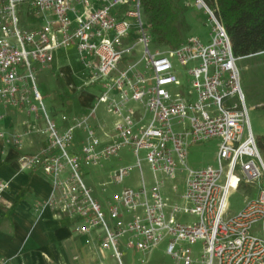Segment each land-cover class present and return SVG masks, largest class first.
<instances>
[{
  "label": "built area",
  "instance_id": "2783aa9c",
  "mask_svg": "<svg viewBox=\"0 0 264 264\" xmlns=\"http://www.w3.org/2000/svg\"><path fill=\"white\" fill-rule=\"evenodd\" d=\"M197 3L212 29L209 44L190 36L177 47L151 51L142 0H0V105L41 116L45 127L28 123V129L48 136L39 153L20 155L21 167L41 166L51 174V196L40 206L80 216L78 233L101 230V247L111 249L118 264H123L122 239L143 254L166 242L165 252L176 264H264V158L241 86L242 57L234 54L215 11L204 0ZM21 11L28 16L23 29ZM72 43L91 71L84 86L96 85L100 93L87 114L62 113L59 127L37 86L33 62L52 68L56 52ZM138 46L143 56L130 62L126 56ZM169 87L179 91L172 94ZM101 103L115 119L112 129L102 127L99 135L90 119ZM78 129L85 137L70 154ZM0 137L10 138L4 130ZM213 138L220 139L217 166L192 169L190 145ZM124 147L137 158L141 184L113 193L107 202L109 224L79 165H98ZM143 161L153 175L150 185ZM133 167L113 170L111 182L122 183ZM243 184L260 185L259 194L230 215L229 197ZM8 186L0 182V200ZM199 241L202 248L194 250ZM9 262L0 258V264Z\"/></svg>",
  "mask_w": 264,
  "mask_h": 264
},
{
  "label": "crops",
  "instance_id": "0c3cea01",
  "mask_svg": "<svg viewBox=\"0 0 264 264\" xmlns=\"http://www.w3.org/2000/svg\"><path fill=\"white\" fill-rule=\"evenodd\" d=\"M61 50L56 52L49 69L60 70L56 77L59 75L67 89L81 95L79 115L67 114L82 116L90 111L100 89L96 85L84 86L91 71L83 62V71L80 76V72L77 74L79 83L75 84L72 65L61 59ZM92 88L96 93L91 92ZM0 116V130L10 136L0 137V182L9 184L0 200V258L9 259L8 264H118L112 251L101 247L104 238L101 230L78 233L80 216L59 214L52 207L40 206L51 196L52 176L41 166L22 169L19 157L39 153L48 143L46 134L28 129V123L44 128L43 118L2 105ZM114 119L105 110L102 116L96 114L90 119V125L102 135V127L112 129ZM15 135L19 136L17 140L13 139Z\"/></svg>",
  "mask_w": 264,
  "mask_h": 264
},
{
  "label": "rangeland",
  "instance_id": "374dc122",
  "mask_svg": "<svg viewBox=\"0 0 264 264\" xmlns=\"http://www.w3.org/2000/svg\"><path fill=\"white\" fill-rule=\"evenodd\" d=\"M180 5L190 4L188 10L185 13L186 26H181L182 35L184 40L190 36H195L201 39L204 44H209L211 40V26L208 21V17L203 7H199L197 0H182ZM26 6L22 5L20 9L25 10ZM127 7L122 9L125 12ZM19 14V27L23 29L27 23V15ZM158 46L153 42L150 45L151 51H154ZM163 49L164 47H159ZM61 59L70 62L74 74V83L78 84L79 79L77 74L83 71V65L80 60V56L76 47V43H72L66 50H61ZM143 56V47L138 46L133 54L127 55L126 59L130 62H136ZM92 57V56H90ZM126 63L121 62L119 68L123 69ZM144 63L141 62L139 67L143 69ZM35 70V78L37 86L44 96V101L48 110V113L52 119L56 121L59 127L63 125L61 120L62 113H69L79 115L81 102L83 98L77 93V91L68 88L60 87L57 82L56 75L60 70L49 69L42 66L39 63L33 62ZM238 66L241 72V86L246 96V103L249 108V118L252 128V132L256 137L258 147L264 158V54L257 56L242 57L238 60ZM88 77L90 76L89 73ZM81 75L78 74V76ZM116 76L117 73L115 72ZM92 93L95 92V88ZM170 92L174 94L179 91L173 87H169ZM67 92L68 97L64 94ZM97 103V99L94 98L91 105L94 106ZM106 110L105 104L101 103L97 106L98 116H102ZM110 118V116H109ZM44 121V120H43ZM44 125L45 122H44ZM85 131L78 129L76 131V144L75 147L68 148L70 154L75 153V149H79V142L84 139ZM220 139L213 138L206 141H199L190 145L188 149V165L192 169L205 168L209 165L217 166L216 155L219 149ZM141 156L145 154V150L140 151ZM120 166H134L130 173L125 177L122 183L117 184L111 182L110 175L113 170ZM142 170L144 178L147 183L152 184L153 175L150 166L143 161ZM79 172L86 186L89 188L91 196L99 204H101L103 210L106 213V219L111 223L108 216L107 202L111 199L114 192H120L124 188L137 189L141 184V170L137 166V158L133 155V152L129 147H124L119 151L118 156H113L108 159H103L98 165H85L80 162ZM187 172L181 173V179L185 178ZM261 186L254 185H242L238 190L231 193L229 197V214L233 215L237 213L242 207L245 200L248 197H257ZM259 228V226H257ZM166 242L160 244L158 248H155L152 252L143 254L141 252H134L133 249L126 246L125 239L121 240L120 251L122 252L123 264H176L171 256L165 252ZM194 250H200L202 248V242L199 241L192 246ZM111 250V249H110ZM112 251V250H111ZM142 258H145L146 262L142 263ZM117 263V262H116ZM115 264V263H114Z\"/></svg>",
  "mask_w": 264,
  "mask_h": 264
},
{
  "label": "trees",
  "instance_id": "16d2710c",
  "mask_svg": "<svg viewBox=\"0 0 264 264\" xmlns=\"http://www.w3.org/2000/svg\"><path fill=\"white\" fill-rule=\"evenodd\" d=\"M182 0H142L143 15L151 26L153 43L158 47H177L184 37L185 13L190 4ZM223 22L236 56L264 54V0H204ZM58 85L67 90L58 75ZM68 97L67 92H64Z\"/></svg>",
  "mask_w": 264,
  "mask_h": 264
},
{
  "label": "water",
  "instance_id": "95a60500",
  "mask_svg": "<svg viewBox=\"0 0 264 264\" xmlns=\"http://www.w3.org/2000/svg\"><path fill=\"white\" fill-rule=\"evenodd\" d=\"M201 6H203V4H201Z\"/></svg>",
  "mask_w": 264,
  "mask_h": 264
}]
</instances>
